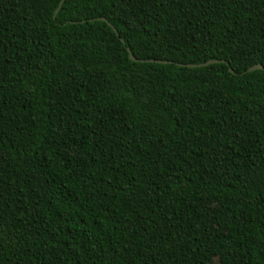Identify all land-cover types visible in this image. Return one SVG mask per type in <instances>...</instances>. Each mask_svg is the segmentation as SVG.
I'll return each instance as SVG.
<instances>
[{
  "label": "trees",
  "instance_id": "obj_1",
  "mask_svg": "<svg viewBox=\"0 0 264 264\" xmlns=\"http://www.w3.org/2000/svg\"><path fill=\"white\" fill-rule=\"evenodd\" d=\"M257 64L264 0H0V264H264Z\"/></svg>",
  "mask_w": 264,
  "mask_h": 264
},
{
  "label": "water",
  "instance_id": "obj_2",
  "mask_svg": "<svg viewBox=\"0 0 264 264\" xmlns=\"http://www.w3.org/2000/svg\"><path fill=\"white\" fill-rule=\"evenodd\" d=\"M101 20L106 22V20H105L104 18H101ZM126 50H127V52H128V55H129L130 60H132V61H134V62L138 61V60L132 55V53L130 52L129 49H126ZM146 62H156V63H161V64L170 63L169 61H165V60H163V61H160V60H156V61H153V60H147ZM216 62H221V61H219V60H209V61H207V62H205V63H202V64H198V65H186V66H187V67H190V68H195V67L207 66V65H210V64H213V63H216ZM254 70H264V68H263L261 65L257 64V65H253V66L249 67V68L246 70V72H251V71H254ZM229 71H230V72H233L231 69H229Z\"/></svg>",
  "mask_w": 264,
  "mask_h": 264
},
{
  "label": "snow or ice",
  "instance_id": "obj_3",
  "mask_svg": "<svg viewBox=\"0 0 264 264\" xmlns=\"http://www.w3.org/2000/svg\"><path fill=\"white\" fill-rule=\"evenodd\" d=\"M216 264H222V262H221V261H219V260H217Z\"/></svg>",
  "mask_w": 264,
  "mask_h": 264
}]
</instances>
